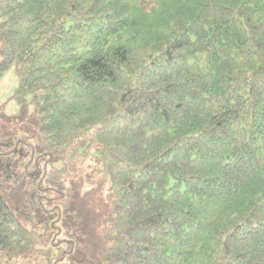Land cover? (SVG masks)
Segmentation results:
<instances>
[{
  "label": "trees",
  "instance_id": "16d2710c",
  "mask_svg": "<svg viewBox=\"0 0 264 264\" xmlns=\"http://www.w3.org/2000/svg\"><path fill=\"white\" fill-rule=\"evenodd\" d=\"M0 264H264V0H0Z\"/></svg>",
  "mask_w": 264,
  "mask_h": 264
},
{
  "label": "rangeland",
  "instance_id": "374dc122",
  "mask_svg": "<svg viewBox=\"0 0 264 264\" xmlns=\"http://www.w3.org/2000/svg\"><path fill=\"white\" fill-rule=\"evenodd\" d=\"M16 76L13 68L8 69L0 80V112L12 114L17 109V104L11 98V93L16 85Z\"/></svg>",
  "mask_w": 264,
  "mask_h": 264
}]
</instances>
